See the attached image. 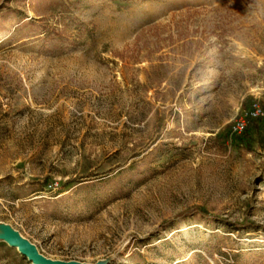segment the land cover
I'll return each instance as SVG.
<instances>
[{
  "label": "rangeland",
  "instance_id": "rangeland-1",
  "mask_svg": "<svg viewBox=\"0 0 264 264\" xmlns=\"http://www.w3.org/2000/svg\"><path fill=\"white\" fill-rule=\"evenodd\" d=\"M0 6V222L53 259L264 264V0Z\"/></svg>",
  "mask_w": 264,
  "mask_h": 264
},
{
  "label": "water",
  "instance_id": "water-1",
  "mask_svg": "<svg viewBox=\"0 0 264 264\" xmlns=\"http://www.w3.org/2000/svg\"><path fill=\"white\" fill-rule=\"evenodd\" d=\"M0 242H5L10 247H14L17 251L26 257L33 264H109L114 255H111L96 263H86L78 260H60L47 257L40 252L38 247L29 239L24 237L18 230L10 224L0 222Z\"/></svg>",
  "mask_w": 264,
  "mask_h": 264
},
{
  "label": "trees",
  "instance_id": "trees-1",
  "mask_svg": "<svg viewBox=\"0 0 264 264\" xmlns=\"http://www.w3.org/2000/svg\"><path fill=\"white\" fill-rule=\"evenodd\" d=\"M4 6H0V9H3ZM7 11L10 13H16L12 8L7 7ZM201 215L204 217H207L208 214H206L205 212H201ZM214 219H217L214 217ZM236 226H240V227H248V226H252V227H257L255 224L249 223V222H243V223H235Z\"/></svg>",
  "mask_w": 264,
  "mask_h": 264
},
{
  "label": "built area",
  "instance_id": "built-area-1",
  "mask_svg": "<svg viewBox=\"0 0 264 264\" xmlns=\"http://www.w3.org/2000/svg\"><path fill=\"white\" fill-rule=\"evenodd\" d=\"M259 111H260V110H259L258 108H256L255 110L251 111V115H252V116H257V115H259ZM244 127H245V124H244L243 121H237V122L235 123L234 129L240 131V130H242Z\"/></svg>",
  "mask_w": 264,
  "mask_h": 264
}]
</instances>
